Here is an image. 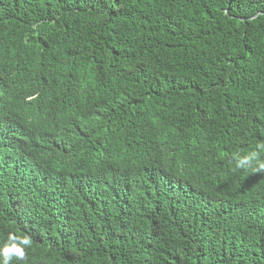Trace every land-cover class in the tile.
<instances>
[{"label": "trees", "instance_id": "trees-1", "mask_svg": "<svg viewBox=\"0 0 264 264\" xmlns=\"http://www.w3.org/2000/svg\"><path fill=\"white\" fill-rule=\"evenodd\" d=\"M260 142L264 0H0L10 264H264Z\"/></svg>", "mask_w": 264, "mask_h": 264}, {"label": "clouds", "instance_id": "clouds-1", "mask_svg": "<svg viewBox=\"0 0 264 264\" xmlns=\"http://www.w3.org/2000/svg\"><path fill=\"white\" fill-rule=\"evenodd\" d=\"M261 153H264V142H260L256 145L255 150L240 154L239 152H233L231 154V161L238 169H251L253 173L264 172V158L261 157ZM10 240L15 239L11 234ZM31 240L29 238H21V244L29 245ZM12 249L17 253V258L23 260L25 253L23 248H17L15 244L11 245ZM0 264H10L12 257L9 255V245L5 244L2 251H0Z\"/></svg>", "mask_w": 264, "mask_h": 264}]
</instances>
